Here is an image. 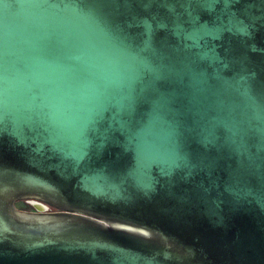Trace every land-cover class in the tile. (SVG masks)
I'll use <instances>...</instances> for the list:
<instances>
[{
  "label": "water",
  "instance_id": "1",
  "mask_svg": "<svg viewBox=\"0 0 264 264\" xmlns=\"http://www.w3.org/2000/svg\"><path fill=\"white\" fill-rule=\"evenodd\" d=\"M0 264H264V0H0Z\"/></svg>",
  "mask_w": 264,
  "mask_h": 264
},
{
  "label": "rangeland",
  "instance_id": "2",
  "mask_svg": "<svg viewBox=\"0 0 264 264\" xmlns=\"http://www.w3.org/2000/svg\"><path fill=\"white\" fill-rule=\"evenodd\" d=\"M17 207L22 210L33 212L36 210L34 203L32 202H18Z\"/></svg>",
  "mask_w": 264,
  "mask_h": 264
}]
</instances>
